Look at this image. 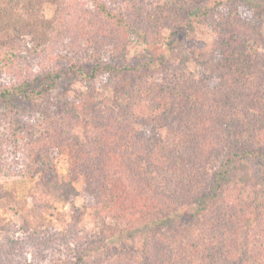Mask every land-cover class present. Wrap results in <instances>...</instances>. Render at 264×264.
Returning a JSON list of instances; mask_svg holds the SVG:
<instances>
[{"label": "trees", "instance_id": "obj_1", "mask_svg": "<svg viewBox=\"0 0 264 264\" xmlns=\"http://www.w3.org/2000/svg\"><path fill=\"white\" fill-rule=\"evenodd\" d=\"M256 2L0 0V175L38 178L40 193L20 211L25 221L20 235L15 225H0V264H25L30 242L38 244L34 253L40 256L42 235L60 236L46 218L52 214L64 222L63 213L54 211L59 203H73L80 175L86 178L82 195L106 191L118 211L123 201L133 214L152 221L167 209L183 208L179 213L187 215L195 207L196 220L210 219L194 246L184 247L187 253L173 246L164 264H186L187 258L189 264H210V257L214 264H239L229 256L228 245L242 231L241 215L247 212L254 226L246 236L257 241L243 260L264 264V191L260 195L255 185L264 184V169L260 173L253 165L260 158L264 166V16ZM48 5L54 7L51 16ZM195 22L216 32L197 53L187 47L184 33ZM165 28L168 37L161 32ZM133 41L161 50L155 55L148 50V63L129 62L125 50ZM166 46L178 51V64L170 61ZM131 71L137 101L108 123L105 139L98 134L82 149L76 136L65 139L57 127L39 131L40 136L25 133L27 124L40 119L56 123L59 96L58 102L73 108L87 104L89 95L72 101L61 91L74 74L92 84L104 72L126 76ZM144 71L163 77L144 79ZM114 84L125 91L122 82ZM63 153L71 168L65 177L55 161ZM214 158L220 163L210 173L204 197H197L195 189L205 182ZM2 186L0 209L10 194ZM260 203L261 210L255 206ZM74 225L63 223V231L75 232Z\"/></svg>", "mask_w": 264, "mask_h": 264}, {"label": "rangeland", "instance_id": "obj_2", "mask_svg": "<svg viewBox=\"0 0 264 264\" xmlns=\"http://www.w3.org/2000/svg\"><path fill=\"white\" fill-rule=\"evenodd\" d=\"M164 1L167 0H152V3ZM168 1L172 2L173 0ZM251 1L245 0V2ZM257 1L259 5L256 4L258 2L255 0V8L259 13H263L261 16H264V5L259 0ZM53 12L54 7L48 5L47 15L51 16ZM194 26V29L187 27L184 33L187 47L197 53L201 43L209 44L216 32L206 23L195 22ZM161 32L163 36H169L168 28L161 30ZM165 48L170 61L178 64L180 61L178 51L176 49L170 50L169 46ZM148 50L155 55L161 49H153V47L143 41H133L127 46L125 53L127 52L126 57L129 62L141 58L142 61L148 63L147 61L151 60L147 58ZM149 65L153 64L149 63ZM191 67H194V63L191 64ZM104 73L99 75L92 84L88 83L89 78L85 77V75L74 74L73 78H70L71 80H68L62 87L61 91L69 95L72 101L77 100L78 94H87L89 95L87 104L84 106L76 104L73 108L69 103L58 102L59 96L56 99V109H54V113L58 115L56 123H52L49 120L41 122L42 120L40 119L39 123L27 124L25 133H29L31 136H40L39 131L48 132L52 128L57 127L58 131H63L65 139L72 134L74 137L76 136L82 149L86 140L95 141L98 134L100 139H105L108 123L122 117L125 113V106L136 103L135 96L137 94L133 92L135 72L131 71L126 76H116V73L110 72ZM152 73L147 74L144 71L141 74V78L152 80V77L156 76L155 79L157 80L163 77L159 72L155 75ZM117 81L122 82V87L125 91L116 89L114 83ZM91 85H93V88ZM115 103H122L124 107H117ZM32 127L35 128L30 129ZM111 139L113 141V138ZM259 159L253 160V165L255 170H260L261 173V169H264V166H261ZM55 161L59 174L65 177L68 174V170L71 169L68 153H63ZM219 163L220 158H214L208 172H204L206 183L204 181L201 182L203 185L199 184L197 189H195L197 197H204L208 186L207 182L211 177L210 173L214 172ZM152 174L154 175V173ZM37 180L38 178L25 181L15 176L0 175L2 188H5L10 193L0 209V225L2 227L14 228L15 225L16 232L20 235L19 227L22 223H25L20 211L26 208L25 204L39 200L35 196V194L37 196L40 194L35 189ZM85 182V176H77L74 185L79 190V194L76 197H72L73 203L57 204L58 208L54 211V214L63 213V216L60 217H63L64 222H59L52 214L47 215L46 222L52 226L55 224L54 227L61 232L60 236L52 238L47 233L45 235L48 238H44V235H42V238L37 241V243H41L39 249L43 251L40 256L34 253L38 244L30 242L32 245L27 246L29 252L25 253L23 258L25 264H32L33 262L37 264L38 262L39 264H164L166 258L171 256V247L173 246H176L178 251L182 250L180 249L181 246L183 251L187 253L184 247H187V245L194 246L203 229L207 226L206 220H210L203 215L198 218L199 220H196L191 215V213L196 214L197 208L195 207H192L187 215L179 213L185 211L183 208H180L177 212L167 209L165 216H160V218L152 221L142 217L139 213L133 214L132 208L129 205L122 204L123 201L119 202V205H122L123 208L118 211L117 206H112L108 203L110 199L106 191L97 193L90 189L93 196L88 195L87 192L88 198L82 195L80 191L84 190ZM255 185H259L261 195V190L264 191V184L258 182ZM195 195L192 198L196 199ZM51 202L57 203L53 199H51ZM255 206H259L261 210V203L255 204ZM250 207L255 210L253 206L250 205ZM262 208H264V204ZM247 213L241 215L244 219L242 231L237 236H233L230 241L231 245H228V250L231 252L229 256L234 258V261L239 264H245L243 260L247 256L245 252L249 248L253 249L256 247L255 242L257 241V238L255 241L251 236L249 238L246 236V231L254 226L248 221ZM259 215L261 216V212H259ZM248 216L256 217L254 214ZM63 223L68 225L75 224L72 227L76 231L70 233L63 231ZM70 235L71 239L69 238ZM36 256L38 257L35 258ZM208 261L210 264H214L211 257ZM184 262L189 264L192 260L187 258ZM230 264L236 263L230 262Z\"/></svg>", "mask_w": 264, "mask_h": 264}]
</instances>
